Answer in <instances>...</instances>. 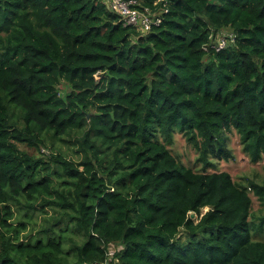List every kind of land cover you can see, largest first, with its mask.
<instances>
[{
  "label": "trees",
  "instance_id": "16d2710c",
  "mask_svg": "<svg viewBox=\"0 0 264 264\" xmlns=\"http://www.w3.org/2000/svg\"><path fill=\"white\" fill-rule=\"evenodd\" d=\"M137 1L147 33L106 0H0V264H264V181L206 170L232 128L264 158V0Z\"/></svg>",
  "mask_w": 264,
  "mask_h": 264
},
{
  "label": "rangeland",
  "instance_id": "374dc122",
  "mask_svg": "<svg viewBox=\"0 0 264 264\" xmlns=\"http://www.w3.org/2000/svg\"><path fill=\"white\" fill-rule=\"evenodd\" d=\"M226 32H231L230 29H224ZM233 35V33H230ZM235 38L233 35L232 40ZM230 43H226L228 45ZM59 88L65 92L69 89L66 82H62ZM228 138L227 145L230 149L231 153L233 154V158L231 159H217L212 160V164L206 167L208 172H221L225 171L228 172L232 179L236 182H246L247 179L254 180L256 182H263L264 181V158L260 161L254 163L249 160L248 156L242 151V147L239 140V135L237 131L232 128L230 131H227L225 134ZM56 144L62 151L67 152L68 156L73 158L76 161H79L80 155L75 154L74 152L70 151L68 148L71 146L70 143H66L64 141H56ZM24 148L23 145H21ZM171 153L179 160H181L186 166L191 167L194 170L202 171V166L197 162V150L193 146V144L189 143L185 136L176 131L174 133V141L173 143L168 146ZM34 153H37L38 156H46L49 153V149L41 146L40 150H31ZM251 199H252V208L251 214L253 217H259L260 215H264V204H261L258 198L250 191ZM12 208L16 209L15 206ZM207 208L203 209V212ZM23 211V210H21ZM28 214L31 212L30 210L27 211ZM32 218L29 220V224L27 225V229L21 233V238H24L25 235H28L30 230L34 228V222H40L42 220V213L38 211H34L31 216ZM195 217V215L193 216ZM255 218V220H256ZM15 221V219L13 220ZM182 231V230H181ZM183 232V231H182ZM264 235L260 236V234H253L254 239H262ZM183 237V234H181ZM112 250V249H110Z\"/></svg>",
  "mask_w": 264,
  "mask_h": 264
},
{
  "label": "built area",
  "instance_id": "2783aa9c",
  "mask_svg": "<svg viewBox=\"0 0 264 264\" xmlns=\"http://www.w3.org/2000/svg\"><path fill=\"white\" fill-rule=\"evenodd\" d=\"M108 8L118 13L121 20L126 25H134L138 27L143 33L149 32L152 27L159 24L161 17L153 13L149 6L141 7L137 0H106ZM232 40L233 36L230 33H223L215 40V49L220 50L226 46L228 42L226 38ZM109 248L106 252V258L100 264H109L110 258L114 255V250Z\"/></svg>",
  "mask_w": 264,
  "mask_h": 264
},
{
  "label": "water",
  "instance_id": "95a60500",
  "mask_svg": "<svg viewBox=\"0 0 264 264\" xmlns=\"http://www.w3.org/2000/svg\"><path fill=\"white\" fill-rule=\"evenodd\" d=\"M194 216V213H191V217H193Z\"/></svg>",
  "mask_w": 264,
  "mask_h": 264
},
{
  "label": "clouds",
  "instance_id": "9594fccd",
  "mask_svg": "<svg viewBox=\"0 0 264 264\" xmlns=\"http://www.w3.org/2000/svg\"><path fill=\"white\" fill-rule=\"evenodd\" d=\"M191 215V214H190ZM109 264H110V262H109Z\"/></svg>",
  "mask_w": 264,
  "mask_h": 264
}]
</instances>
